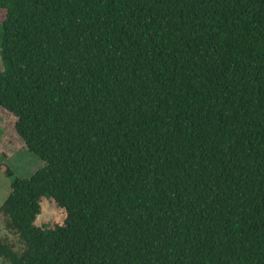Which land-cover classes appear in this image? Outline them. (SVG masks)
I'll return each mask as SVG.
<instances>
[{"label": "trees", "instance_id": "1", "mask_svg": "<svg viewBox=\"0 0 264 264\" xmlns=\"http://www.w3.org/2000/svg\"><path fill=\"white\" fill-rule=\"evenodd\" d=\"M0 107L5 264H264V0H0Z\"/></svg>", "mask_w": 264, "mask_h": 264}, {"label": "rangeland", "instance_id": "2", "mask_svg": "<svg viewBox=\"0 0 264 264\" xmlns=\"http://www.w3.org/2000/svg\"><path fill=\"white\" fill-rule=\"evenodd\" d=\"M15 117L0 107V161L7 164L18 177H28L36 169L44 166V161L37 155L30 152L21 137L14 128ZM0 168V205L11 192V183L14 177H8L4 172V167ZM42 210L37 215L36 224L39 226H53L61 222L64 214L54 199L42 197ZM0 236L11 243H15V248L20 249L18 237L5 226V219L0 213ZM0 264H5V260L0 256Z\"/></svg>", "mask_w": 264, "mask_h": 264}]
</instances>
